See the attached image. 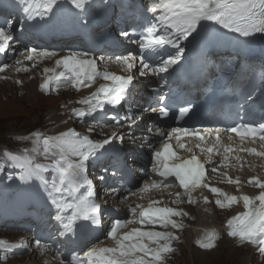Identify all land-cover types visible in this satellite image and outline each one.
Returning a JSON list of instances; mask_svg holds the SVG:
<instances>
[{
  "label": "bare ground",
  "instance_id": "1",
  "mask_svg": "<svg viewBox=\"0 0 264 264\" xmlns=\"http://www.w3.org/2000/svg\"><path fill=\"white\" fill-rule=\"evenodd\" d=\"M7 3L12 5V6L21 4L20 15L22 18H26L27 16H29L31 14V11L28 10L27 8L28 7L30 8L32 6V0H10V1H7ZM79 7H80V4H79L78 0H68L66 2V5H65L66 14L68 16L75 15L77 10L79 9ZM47 12H48L47 3L44 2L41 14L34 18V22L31 25H28L25 27L26 32H29V33L33 32V31L54 32L55 30H57L59 27L58 25H55V26L50 27L48 29L42 28L39 25V21L41 20V16H43ZM14 39L15 38H13L12 41H14ZM12 41H11V43H12ZM15 47L21 48V45L17 44ZM58 56L59 55H47V54L37 53L36 47H32V46L27 47V49H25V54L23 56V59L28 58L29 61L24 62V65H22L20 68H18V67L13 68L12 67L13 68L12 70H11V68H10V70H5L4 74H5L6 78H5V80L1 81L0 88H3V87L6 88L7 87L9 89V91L11 92V94L15 93L17 91L20 92L19 94H21V95L25 94L23 98L25 100H28V101H30V100L36 101L37 100V101L41 102L42 100H51V98L45 97L43 95V93L40 92L39 86L41 84H43V82L46 79L47 72L44 69L52 67L53 63L51 64V62H53L56 58H58ZM14 70H17L18 72L15 73ZM90 78H92L93 80H103L105 83H110V80L108 78L104 79L102 76H98L97 74H93ZM99 89H100V87L98 86V87L93 88L89 92L83 91L81 93H79L75 89H69V88L68 89H62V90H64L65 93H70L72 95V97L80 98L81 96L84 95L83 101H86L87 95H91V111H100L103 108L102 105L99 104L97 102V100L92 98V96L94 94H96V92ZM62 90L58 91L60 93V95H62V92H61ZM83 101L72 99L69 102V101L64 100L63 103H60V104H62V108L59 111L56 109V107H54V108L49 109L48 113H46V115H45L48 118L47 122L50 121V122L57 123V122H59L58 120L60 118L64 119V120H62V122H60L61 123L60 126L54 131V133H52V136H50L49 139L47 140V142H49V143H45L44 147L40 148L43 152H48V153L53 152L54 156L56 157L54 159H57L59 162L63 163V166H65L64 164L67 162L69 164H74V160L76 158H80V162H83V160L85 159V156L86 157L89 156V154H91V152H93L95 149L92 146V143L88 142L89 138L87 137V135H85L81 138H78L76 135L81 136L82 134L77 133V132L75 133V131H72L70 128L72 126V123H71V120L68 119V117H69V115H71V112L73 109L75 111H81L82 107H85V104ZM49 103H51V102L49 101ZM45 104H47V103H45ZM42 114H43V112H42ZM22 115H24V114H22ZM36 121H37V115H36L35 119H33L30 122H28L27 124H25V128L30 126L28 124H33V122L35 123ZM17 129L21 130L22 128H17ZM106 132H107L106 129L102 128L101 131L98 133L103 134ZM37 138H40V137L37 136ZM104 139L105 138L102 136V139L99 141H102ZM22 143L27 144V141H23ZM104 146H105V148L109 147L106 145H104ZM145 156H146V153H145ZM134 160L139 162V161H143L144 159H143V156L140 155L138 158H135ZM76 170H78V169H76ZM53 177L54 178H59V177L63 178V177H65V174L54 173ZM119 177L121 179H124L123 173L120 172ZM57 184L58 183H55L52 187H49V188H53ZM74 186H78V183H72V186H70V187L72 188ZM100 186L102 188V185H100ZM113 187L115 188L113 196H116L120 190L119 188H121L122 186H121V184L117 185V182H116V183H114ZM62 195L65 196V198H68L67 194L65 192H63ZM81 199H83V198H78V202H80ZM114 199H111V201H114ZM114 202L117 204V200H115ZM84 203L87 206V208L89 209V212H93L92 203L89 201H84ZM104 209H105V207H104ZM211 222L216 223V221L211 219V217H209L208 215H205L203 213L200 214V223L198 224L199 226H210ZM196 228H197V226L192 231L193 236L196 233ZM193 236H190L189 240H191V238ZM189 242L191 243V241H189ZM187 245H189V244H187ZM224 245H228V247H230V245H232V244L223 242L217 248H221V246L223 247ZM217 248L212 250V251H209V252L208 251H201L199 249L194 248L193 251L196 252L193 255L194 262H195L194 264H205L207 262L205 255L206 254H213L215 251H217ZM233 251H236V249L234 248ZM215 255H216V253H215ZM31 256L34 258L35 253H32Z\"/></svg>",
  "mask_w": 264,
  "mask_h": 264
},
{
  "label": "rangeland",
  "instance_id": "2",
  "mask_svg": "<svg viewBox=\"0 0 264 264\" xmlns=\"http://www.w3.org/2000/svg\"><path fill=\"white\" fill-rule=\"evenodd\" d=\"M20 45H21L20 49H22V47L26 49L24 45L22 44ZM24 54H25V51H24ZM1 67H5V64L4 63L1 64L0 68ZM12 67L14 68L15 66H11L10 67L11 70L13 69ZM5 68L3 70H0V84H1V81L5 80L6 78L4 72L5 70H7V67ZM10 68L8 70H10ZM14 72L17 73L18 71L14 70ZM19 93L20 92L17 91L11 94V92L9 91L7 87L0 88V161L3 163L5 167L9 166L6 163V160L9 157L8 152L10 151H16L18 153H21L29 160L31 159L33 160L35 158L43 159V160L45 159V154L34 152L36 150H34L33 147L34 146H36V148L44 147L45 143H49L47 142V140L49 139L50 136H52V133L46 137H40V136H39L40 138L33 137L32 138L33 143L30 142L31 138H29V136H31L33 133L27 136H26V133L34 129L46 128V126H51L53 122H50V121L47 122L48 118L45 116L46 113H48L49 109L54 108V107H56L58 111L62 108V104H60L58 102V99L54 96L43 94L45 97L51 98V100H42L41 102L37 100L36 101L33 100L34 101L33 102L30 100L31 101L30 102L23 98L25 94L21 95ZM60 96L61 95L59 94L58 97ZM49 101L51 103H49ZM36 115H37V121L35 123L33 122V124H28L30 126L25 128V124L35 119ZM62 120L64 119L60 118L58 120L59 122L57 123L62 122ZM86 123L89 124L90 122L86 119ZM73 127L75 129H79L78 126H76L75 124L73 125ZM17 128H22V129L20 130ZM101 129L102 128L100 127L99 129H96V131L100 132ZM77 133L82 134V132H78V131ZM101 139H102V136L100 135L98 140H101ZM23 141H27V144L22 143ZM102 141L106 143L108 142L107 139H104ZM106 143L104 145L109 146V144H106ZM110 143H113V140H111ZM112 188L114 187L112 186ZM119 189L120 190L118 194L116 195L117 204H121L124 200V196L122 194L124 191L121 188ZM109 201L110 203L108 204V206L112 205L116 207L117 204L114 201H111V199ZM1 231H4V230H1ZM0 236H4V234L3 235L0 234ZM190 236H193L192 231H187V233L184 236L186 243L188 242L187 244L189 245H190V242H189ZM224 243H231V242L225 241ZM188 246L185 245L183 247L182 254L178 258V260L175 262V264H194L195 263L193 255L196 252L193 251L194 247L193 248L190 247L191 245L189 247ZM233 250H234V245H230V247H228V245H224L223 247L221 246V248H218L217 251H215L213 254H206L207 256L205 255V258L207 261L205 264H250L252 261L254 262L252 250L244 251L242 248H237L236 251H233Z\"/></svg>",
  "mask_w": 264,
  "mask_h": 264
}]
</instances>
